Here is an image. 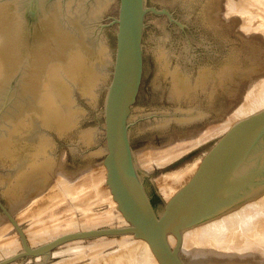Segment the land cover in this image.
<instances>
[{"label":"water","instance_id":"obj_1","mask_svg":"<svg viewBox=\"0 0 264 264\" xmlns=\"http://www.w3.org/2000/svg\"><path fill=\"white\" fill-rule=\"evenodd\" d=\"M202 3L0 0V264L125 234L159 264H187L185 230L264 193V106L165 201L135 157L131 135L207 113L228 45Z\"/></svg>","mask_w":264,"mask_h":264},{"label":"rangeland","instance_id":"obj_2","mask_svg":"<svg viewBox=\"0 0 264 264\" xmlns=\"http://www.w3.org/2000/svg\"><path fill=\"white\" fill-rule=\"evenodd\" d=\"M234 3L236 6L232 5L231 7L229 5L228 0H203L201 6V12H202V18L204 24L215 35L222 38L228 45V51L226 56L222 59L220 63H218L211 70L205 83V87L202 94L201 107L207 112L206 115L201 118L188 122H182V123H179L173 119L166 126L147 129L131 135L132 146L135 151V157L139 165V168L141 170L146 171L151 176L163 201H165L167 198L165 197V194H163L164 193L163 189L161 190L162 184L164 186H171L174 183L171 186V188L173 189V187L176 185L174 189H177L189 178V176L192 174V172L196 167V166L194 167V164L197 165L200 158L204 154L202 149L204 151H207L208 148L213 143H215V141L221 136V134L228 128L229 123L236 120L237 117L240 118L239 115L235 117V116H230L229 113L233 112V109H235L237 105H239L245 99L246 94L249 93L250 89L253 87H257L259 81H261V79H263L264 77V35H263L264 30H262L264 28H260L261 26H259L260 21L264 17V4L263 3L259 4L253 2L252 0L251 1L236 0ZM250 32H252V35L250 34ZM252 80H256V81L251 86ZM228 114L229 116H227ZM226 116L229 117L227 118L228 120H226ZM230 117L232 118V120H230ZM224 118L226 121H228L227 122L228 125L225 121H223ZM221 122L224 123L221 126L222 129L221 128L220 129L217 128L216 130L214 129L215 132L213 131L212 134L210 133L211 135L205 134V132L208 131V130L205 131V129H208L209 126L210 128H212V126L213 128L214 126L217 127V124L219 125V123L221 124ZM198 132L199 135L201 134V137L203 134H205L202 137L203 140L193 145L194 147L191 146L192 148L191 147L188 148L179 157L177 156L175 158H172V160L171 158L170 160L166 158L168 156L166 150L167 146L172 145L173 143H175V141H178L180 139H187V136L188 138L189 136L192 137L193 135H195V133L197 134ZM161 148L162 149L165 148V150H162ZM141 151L142 152L144 151L142 155L140 154L142 153ZM157 152H159L160 154ZM145 155L148 159L145 158ZM164 155L166 158L165 162L164 160L162 161ZM143 159H146V162L149 163H144ZM156 160L159 162V164L157 163ZM186 165L188 166L189 170L186 169L187 168ZM179 169L181 170V172ZM176 171L179 172V174L182 175L183 173L184 175L181 176L177 174ZM170 172H174V173L172 174ZM167 174L169 175V177ZM167 177L169 179L171 178V181ZM163 178L165 179L167 178L166 179L167 183L163 182L166 181ZM159 179L161 181H159ZM161 182L162 184L160 185ZM168 182L169 184L170 183L171 184L167 185ZM112 226H118V225H112ZM126 237H129L128 239H133L132 237L134 236H126ZM108 238L112 239L113 237L110 236ZM93 239H86L83 241L81 240L82 243L80 240H77V242L79 241L80 242L77 243L75 241H72V243L69 242L70 244L69 243L64 244L60 246V248L58 247L59 249L56 248V250H53L52 254L48 256V258H44L42 260L40 259V257L36 259L32 256H27L25 259L20 261L19 260L15 261L14 263L11 264H52V263L57 264L56 262L60 263L64 261L65 264H84V263L91 264L92 262H93L92 264H94L96 260L98 262L102 261L103 258L102 255L104 257L108 255L110 256L109 258H111L112 256L118 255L121 251L120 249H122V246L119 245L120 242H118L115 239H112L114 243H110L111 240H108L109 242H106L104 244L103 246L104 248L102 247L103 249L102 248L98 249V251L100 250L99 252L95 250L93 251L90 249H86L83 252L86 255L83 254L82 251H80V253H77L79 252L80 249L77 251L75 247H78L79 245L89 246L90 244L95 243L97 238H93ZM74 242L76 243V245ZM69 248L71 249L69 250ZM74 248L76 249L77 252L75 251ZM124 248H125V251L123 250L124 254L121 251L123 256L121 255V253L119 254L122 257L125 256L127 251L129 252V250H127L128 249L127 247L124 246ZM63 249L66 250L63 251ZM58 250L61 251V253H59ZM54 251H57L58 254H56L57 252L53 253ZM114 251H116L118 254ZM95 252L96 254H94ZM257 252L252 259H248L247 257L246 258L237 257L238 260L236 258L229 260L227 262L226 261L214 262V261H210L211 259L207 261L208 259L202 257L200 258V262H198L199 259H197L198 261L196 260L195 262L196 264L197 263L225 264V262L226 264H264V253H260L258 257L259 253ZM99 253L100 254L103 253V254L99 255ZM186 253H183L182 255H184L183 258L185 259V261L189 263L187 261L189 259L186 257L188 256V254ZM79 254L81 255L79 256ZM100 256H101L100 259L99 258L96 259L97 257ZM108 256L106 261L103 258L102 261L103 264H107L110 261ZM112 258L115 259V257ZM68 260L69 262H67ZM195 262H193L192 264H195ZM95 264H97V262Z\"/></svg>","mask_w":264,"mask_h":264},{"label":"bare ground","instance_id":"obj_3","mask_svg":"<svg viewBox=\"0 0 264 264\" xmlns=\"http://www.w3.org/2000/svg\"><path fill=\"white\" fill-rule=\"evenodd\" d=\"M235 1L236 0H228L229 5L231 7H232V5L236 6L234 3ZM252 1L259 3V4L260 3L264 4V0H252ZM256 3H254V4H256ZM259 7H260V5H259ZM259 26H261L260 28H264V17L260 21ZM262 30H264V29H262ZM250 34L252 35V32H250ZM253 35H255V34H253ZM255 81L256 80H252L251 86L254 84ZM263 106H264V77H263V79H261V81H259V84L257 85V87H253L250 89L249 93L246 94L245 99L239 105H237V107L235 109H233V112L231 110L232 113H229V114H230V116L237 117L239 115L240 117H242V116H245V115L263 107ZM229 114L227 116H229ZM227 116H226V120H228L227 118H229ZM226 120L224 118L223 121H225L227 123L228 121H226ZM230 120H232L231 117H230ZM230 123H232V122H230ZM230 123H229V125H230ZM222 124H224V123L221 122V124L219 123L220 126L217 124V127L214 126V128H213V126H212V128H210V126H209L210 129L207 127L208 129H205V131H207V130L208 131L207 132L204 131L205 134L206 135L210 134V133L212 134L214 129L215 130L217 128L220 129ZM227 125H228V123H227ZM229 125H228V127H229ZM223 126H225V125H223ZM205 134H203V135H205ZM203 135H202V137H203ZM202 137H201V134L199 135V132H198L197 134L195 133V135H193L192 137L189 136V138H188V136H187V139H180L178 141H175V143L166 147L167 154H168V156L166 155L167 156L166 158L169 160L171 158V160H172V158H175L177 156L178 157L181 156V154L184 153L188 148H190L191 146L194 147L193 145H195L199 141L203 140ZM162 150H165V148H163ZM143 152L142 153L139 152V153L142 155ZM157 153H159V152H157ZM137 155H139V154H137ZM141 155H140V157H141ZM145 158L148 159L146 157V155H145ZM166 158L164 155V158L162 159V161L164 160V162H165ZM146 159H143V162L149 163V162H146ZM157 163L159 164L158 161H157ZM161 165H163V164H161ZM195 166L196 165L194 164V167ZM186 169H188V166ZM180 172H181V170H180ZM170 173L173 174L174 172H170ZM177 174H179V172H177ZM179 175H181V174H179ZM182 175H184V174L182 173ZM168 177H169V175H168ZM160 179H159V181L162 180V179L161 180ZM163 179H165V178H163ZM177 179H179V178H177ZM169 180L171 181V178ZM175 180H176V177H175ZM163 182L167 183V180L163 181ZM169 182L167 185L171 184V183L169 184ZM161 184H162V182L160 183V185ZM171 186H164L162 184L161 190L163 189V192H164L163 194H165L166 198H169L173 194V192L176 190V189H174V187L176 185L173 187L174 191L171 188ZM118 226H120V225H118ZM84 229H87V228H84ZM126 236H133V235L132 234H125V235L116 236V237L112 236L113 237L112 239H115L118 242H120L119 245L122 246V249H120V250L123 252V254L125 251L124 246L128 248V249L127 248L126 249L129 250V252L127 251L124 257H122L123 254L121 251H120V253L122 256L119 255L120 253L118 254L116 251H114L118 254V255L115 254L116 256H112V257H115V259H113L112 257L109 258L110 256H108V255H106V257H104L102 255L103 253L102 254L99 253V255H102V257L104 258L105 261L107 260V256H108L110 261L107 264H159L158 260L156 259L153 252L151 251L147 241L140 239V238H135V237H132L133 239H128L129 237H126ZM108 237H110V236L97 237L95 243H92L90 245L88 244L89 246H86V245L85 246H80V245L78 246L77 245L78 247H75V248L77 249V251L80 249L79 252H77L75 248L74 249L77 253H80V251H82V253H83L86 249H90L93 251L95 250V251L99 252L100 250L98 251V249H101L106 242H109L108 240H111L110 243H114L112 241V239L111 238L109 239ZM169 239H170L171 243L174 244V242H175L174 236L171 235L169 237ZM79 240L83 241V239H79ZM82 241H81V243H82ZM93 241H94V239H93ZM75 242H77V240H75ZM79 242H77V243H79ZM68 243H65V244H68ZM70 243H72V242H70ZM127 243H129V244H127ZM75 245H76V243H75ZM129 246H130V248L131 247L132 248L130 249ZM59 248H60V246H59ZM70 249L71 248H69V250ZM54 250H56V248ZM65 250L63 249V251H65ZM67 251H68V248H67ZM56 252L57 251H54L53 253H56ZM110 252H112V251H110ZM256 252L259 253L258 257L260 255V253H264V193L261 196L239 206L238 208H236V209H234V210H232L226 214H223L220 217L214 218V219L209 220L207 222H203L199 225L193 226V227L185 230L184 234H183L182 254L183 253L188 254V256H186V255L185 256L189 259V260L186 259L189 263H191L193 260H194L193 262H195L197 259H199V261L198 260L197 261L200 262V258H202V257L208 259L207 261H209V259H211L210 261H214V262H216V261H221V262L226 261L227 262L229 260L236 259L237 257H240V258H243V257L246 258L247 257L248 259H252L256 255ZM59 253H61V251H59ZM104 253H106V252H104ZM56 254H58V252ZM83 254H85V253H83ZM94 254H96V252ZM80 255L81 254H79V256ZM97 256H98V254H97ZM39 257L41 260L44 259L42 256H35L34 258L37 259ZM98 258L100 259L101 256L97 257L96 259H98ZM103 258H102V261H103ZM240 258H239V260H240ZM237 260H238V258H237ZM102 261L98 262L96 260L97 264L98 263L103 264ZM64 262H60V263L56 262V263L57 264H65ZM67 262H69V260ZM96 262H94V264ZM226 262H225V264H226ZM189 263H187V264H189ZM52 264H54V263H52ZM84 264H86V263H84ZM195 264H196V262H195Z\"/></svg>","mask_w":264,"mask_h":264},{"label":"trees","instance_id":"obj_4","mask_svg":"<svg viewBox=\"0 0 264 264\" xmlns=\"http://www.w3.org/2000/svg\"><path fill=\"white\" fill-rule=\"evenodd\" d=\"M153 202H154V199H153Z\"/></svg>","mask_w":264,"mask_h":264}]
</instances>
